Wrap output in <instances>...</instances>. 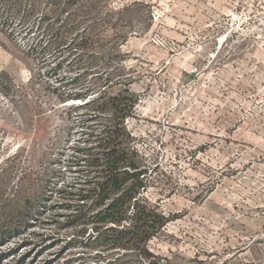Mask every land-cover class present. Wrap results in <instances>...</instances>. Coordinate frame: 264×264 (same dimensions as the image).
I'll use <instances>...</instances> for the list:
<instances>
[{
    "label": "rangeland",
    "instance_id": "rangeland-1",
    "mask_svg": "<svg viewBox=\"0 0 264 264\" xmlns=\"http://www.w3.org/2000/svg\"><path fill=\"white\" fill-rule=\"evenodd\" d=\"M68 74L137 96L128 130L160 163L145 194L172 216L149 244L164 263L264 264V0H0V264L95 262L42 210L78 136Z\"/></svg>",
    "mask_w": 264,
    "mask_h": 264
},
{
    "label": "trees",
    "instance_id": "trees-1",
    "mask_svg": "<svg viewBox=\"0 0 264 264\" xmlns=\"http://www.w3.org/2000/svg\"><path fill=\"white\" fill-rule=\"evenodd\" d=\"M53 45L50 40L41 49ZM53 62L46 70L50 76L58 74L64 59ZM79 80L80 75L68 74L55 81L56 90L64 87L62 97L82 99L83 103L70 104L71 111H77L73 126L78 128V136L58 154L64 174L70 177L53 183L42 210H52L53 218L63 216L64 224L73 231L65 239L66 246L80 242L98 250L92 257L95 262L86 264H169L149 245L172 219L145 194L154 183L148 174L160 166L159 157L150 156L152 167L147 164L148 157L135 144L126 123L138 98L130 88L113 95L106 89L68 87ZM104 112L108 115L102 119Z\"/></svg>",
    "mask_w": 264,
    "mask_h": 264
},
{
    "label": "water",
    "instance_id": "water-1",
    "mask_svg": "<svg viewBox=\"0 0 264 264\" xmlns=\"http://www.w3.org/2000/svg\"><path fill=\"white\" fill-rule=\"evenodd\" d=\"M71 103H75V102H71Z\"/></svg>",
    "mask_w": 264,
    "mask_h": 264
}]
</instances>
